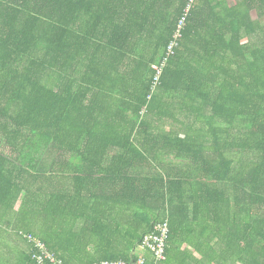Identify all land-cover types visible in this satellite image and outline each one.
I'll return each mask as SVG.
<instances>
[{"label":"trees","instance_id":"1","mask_svg":"<svg viewBox=\"0 0 264 264\" xmlns=\"http://www.w3.org/2000/svg\"><path fill=\"white\" fill-rule=\"evenodd\" d=\"M190 3L0 0V264H153L165 221L161 264H264V0H193L155 84Z\"/></svg>","mask_w":264,"mask_h":264},{"label":"built area","instance_id":"2","mask_svg":"<svg viewBox=\"0 0 264 264\" xmlns=\"http://www.w3.org/2000/svg\"><path fill=\"white\" fill-rule=\"evenodd\" d=\"M192 2L193 0H191V3L185 9L183 16L178 23V27L173 36V39L167 46L166 57L164 58L162 64L160 66H155V69L157 71V75L155 77V84L159 81L160 75L162 74L163 68L165 64L167 63L168 59L175 53V48L177 47L178 41L180 37L182 36L181 31L185 26V22H186L188 13L190 11ZM168 234H169V223L168 221H165V222L157 223L154 226L153 232L144 236V239L142 241L141 250L143 252L150 251L153 254L154 256L153 264H161V262L165 260L166 240H167ZM31 239L40 248V251L35 254V257L39 260L40 263H46L48 259L52 262L58 261L57 256L48 248L46 243H44L42 240L37 239V238L31 237ZM96 264H99V263H96ZM101 264H128V263L125 261H114V262H103ZM133 264H148V261L142 255Z\"/></svg>","mask_w":264,"mask_h":264},{"label":"crops","instance_id":"3","mask_svg":"<svg viewBox=\"0 0 264 264\" xmlns=\"http://www.w3.org/2000/svg\"><path fill=\"white\" fill-rule=\"evenodd\" d=\"M4 229L3 219H1L0 230L3 231ZM28 247L29 245L24 238L16 235L11 236L8 233L5 234V232L0 236V254H7L9 256L13 254L12 256L17 257L23 250L28 249ZM145 254L149 255L146 252Z\"/></svg>","mask_w":264,"mask_h":264}]
</instances>
